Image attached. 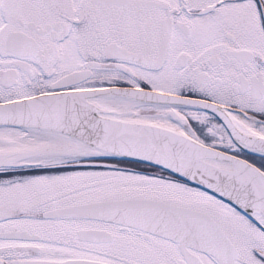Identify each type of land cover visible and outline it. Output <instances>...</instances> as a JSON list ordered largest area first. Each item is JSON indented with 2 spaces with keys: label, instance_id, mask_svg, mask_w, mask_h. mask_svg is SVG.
<instances>
[{
  "label": "snow or ice",
  "instance_id": "1",
  "mask_svg": "<svg viewBox=\"0 0 264 264\" xmlns=\"http://www.w3.org/2000/svg\"><path fill=\"white\" fill-rule=\"evenodd\" d=\"M0 264H264V0H0Z\"/></svg>",
  "mask_w": 264,
  "mask_h": 264
}]
</instances>
